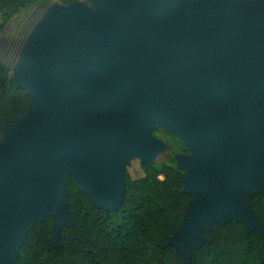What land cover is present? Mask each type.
I'll return each instance as SVG.
<instances>
[{"label":"water","instance_id":"1","mask_svg":"<svg viewBox=\"0 0 264 264\" xmlns=\"http://www.w3.org/2000/svg\"><path fill=\"white\" fill-rule=\"evenodd\" d=\"M92 1L101 16L79 5L55 7L46 16L14 82L34 107L17 127L5 125L7 141L0 145V264H15L32 222L52 220L53 244L69 225L67 172L97 207L117 211L124 168L134 158L152 163L157 154L146 133L153 121L190 153L179 159L189 173L181 178L185 191L207 190L188 203L169 241L180 256L214 219L260 232L236 187L248 194L264 189L257 185L264 151V0H208L183 9V0Z\"/></svg>","mask_w":264,"mask_h":264},{"label":"trees","instance_id":"2","mask_svg":"<svg viewBox=\"0 0 264 264\" xmlns=\"http://www.w3.org/2000/svg\"><path fill=\"white\" fill-rule=\"evenodd\" d=\"M39 0H0L4 22ZM69 4L73 0H59ZM28 92L16 86L0 59V130L33 109ZM184 148L172 141L159 154L168 163ZM124 194L115 212L97 207L72 181L66 185L65 209L69 225L55 244L52 220L32 222L23 241L19 264H184L169 241L180 229L193 195L185 191L177 169L156 168L139 158L124 168ZM247 204L260 232H247L242 222L212 223L205 241L190 250L187 264H264V189L247 194Z\"/></svg>","mask_w":264,"mask_h":264},{"label":"rangeland","instance_id":"3","mask_svg":"<svg viewBox=\"0 0 264 264\" xmlns=\"http://www.w3.org/2000/svg\"><path fill=\"white\" fill-rule=\"evenodd\" d=\"M208 0H183L179 4V8H189L195 6L197 3L205 2ZM245 3L254 2L256 0H239ZM71 5H79L83 6L92 13L96 14L97 16H101V10L92 0H73V2L69 4H62L59 0H39L33 2L29 5H25L20 9V12L12 17L7 22H4L3 16L0 15V59L2 63L7 67L9 74L12 80L16 83L17 82V72L21 66V62L24 58L26 53V49L28 44L37 30L38 26L43 22L46 16L50 13V11L55 8H64ZM21 120L20 118H16L13 122L11 127H17L18 122ZM6 127H3L0 130V145H3L7 141L6 135ZM146 133L149 137L157 144L158 151L156 156L154 157L152 163L156 168H160L163 164H170L174 166L180 174L182 179L187 177V171L180 166L179 159L181 158H188L190 157V153L183 147L181 141H179L174 133L169 130L168 128L164 127L161 123L157 121H153L151 123V127L147 129ZM172 141H176L179 143L185 150L182 154L176 155V162L175 163H168L165 159H159V154L165 150L167 145ZM258 179L257 185L259 188H264V151L261 152L258 156ZM129 162V158H126L122 161V167L126 166ZM208 165L211 166L212 162L208 161ZM69 181L73 182V177L71 172H67L65 179H64V187L68 184ZM237 191L244 197L247 196L248 193L251 191L247 189L245 186L240 185L236 187ZM66 191V188H65ZM87 197H89L86 193H84ZM207 194V190L202 188L195 192L194 200L200 198L201 196H205ZM230 219L224 216V220ZM28 225L32 221V218L29 214H27ZM216 222V220H211L209 224L202 225L198 230V240L190 245L185 251H181V256L183 260L186 262L189 257V250L192 247H196L203 242L202 233L211 231L210 223ZM246 229H249L247 226ZM172 243L179 249V244L176 241L172 240ZM23 251V242L17 248V252L15 255V264H19L18 260L22 257Z\"/></svg>","mask_w":264,"mask_h":264},{"label":"bare ground","instance_id":"4","mask_svg":"<svg viewBox=\"0 0 264 264\" xmlns=\"http://www.w3.org/2000/svg\"><path fill=\"white\" fill-rule=\"evenodd\" d=\"M53 10H55V8H53L51 11H50V13L53 11ZM49 13V14H50ZM48 14V15H49ZM21 67V66H20ZM19 70H20V68H19ZM19 70H18V72H17V78L19 79L20 78V72H19ZM208 161H210L209 159H199L198 160V162L201 164V165H203V166H205V167H209V163H208ZM185 179H189V173L187 172V177L185 178ZM224 216L225 217H228V214L227 213H225L224 214ZM193 241H191V240H189V244L190 243H192Z\"/></svg>","mask_w":264,"mask_h":264}]
</instances>
